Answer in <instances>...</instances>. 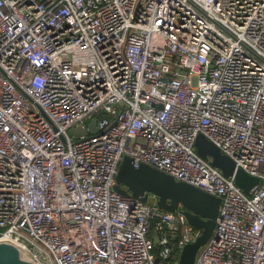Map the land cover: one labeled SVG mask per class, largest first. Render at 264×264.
<instances>
[{
    "label": "built area",
    "instance_id": "built-area-1",
    "mask_svg": "<svg viewBox=\"0 0 264 264\" xmlns=\"http://www.w3.org/2000/svg\"><path fill=\"white\" fill-rule=\"evenodd\" d=\"M200 135L259 179L249 195ZM125 156L221 199L195 264H264V0H0V241L39 264H180L202 231L119 194Z\"/></svg>",
    "mask_w": 264,
    "mask_h": 264
},
{
    "label": "water",
    "instance_id": "water-1",
    "mask_svg": "<svg viewBox=\"0 0 264 264\" xmlns=\"http://www.w3.org/2000/svg\"><path fill=\"white\" fill-rule=\"evenodd\" d=\"M141 4H139L140 7ZM43 116L51 120L42 111ZM97 121L93 120L85 128L78 126L71 129L70 134L75 139L87 137L97 132ZM56 129V127H55ZM199 156L210 160L212 166L219 169L225 177H233L236 185L246 195L259 185L258 178L237 169L235 163L223 155L213 143L200 135L195 143ZM116 191L123 196H132L134 199L147 203L150 196L157 199L158 207L166 212L183 214L187 223L202 235L194 242L186 245L180 256V264H195L199 251L211 239L219 215L221 199L204 192L185 182L177 181L171 175L150 165L142 164L136 168L130 160L124 159L116 177ZM159 262V259L157 260ZM0 264H39L30 257L25 248L11 240L0 241Z\"/></svg>",
    "mask_w": 264,
    "mask_h": 264
},
{
    "label": "rangeland",
    "instance_id": "rangeland-1",
    "mask_svg": "<svg viewBox=\"0 0 264 264\" xmlns=\"http://www.w3.org/2000/svg\"><path fill=\"white\" fill-rule=\"evenodd\" d=\"M35 111H36L35 108H33V112H35ZM124 159L130 160V158L128 156H125Z\"/></svg>",
    "mask_w": 264,
    "mask_h": 264
}]
</instances>
